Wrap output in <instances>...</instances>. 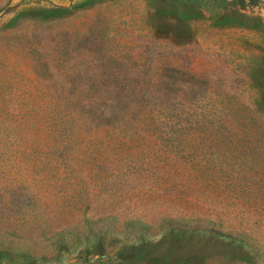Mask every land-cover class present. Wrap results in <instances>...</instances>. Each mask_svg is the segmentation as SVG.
Here are the masks:
<instances>
[{"label": "rangeland", "instance_id": "374dc122", "mask_svg": "<svg viewBox=\"0 0 264 264\" xmlns=\"http://www.w3.org/2000/svg\"><path fill=\"white\" fill-rule=\"evenodd\" d=\"M0 264H264V0H0Z\"/></svg>", "mask_w": 264, "mask_h": 264}]
</instances>
